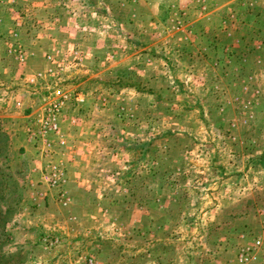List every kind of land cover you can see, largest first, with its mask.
Returning <instances> with one entry per match:
<instances>
[{"label":"rangeland","instance_id":"obj_1","mask_svg":"<svg viewBox=\"0 0 264 264\" xmlns=\"http://www.w3.org/2000/svg\"><path fill=\"white\" fill-rule=\"evenodd\" d=\"M236 1L0 0V264L251 263L237 252L264 229V0ZM81 6L102 7L89 40ZM139 39L150 49L135 56ZM148 74L152 103L137 87ZM84 78L106 107L76 99ZM71 117L94 121L100 150L71 152L92 143Z\"/></svg>","mask_w":264,"mask_h":264},{"label":"crops","instance_id":"obj_2","mask_svg":"<svg viewBox=\"0 0 264 264\" xmlns=\"http://www.w3.org/2000/svg\"><path fill=\"white\" fill-rule=\"evenodd\" d=\"M236 1V0H235ZM239 0H237L236 2H238ZM112 7L113 6H105V9L109 12V10L110 9H112ZM81 8H83L84 10H88L89 12H90V14H89V18H90V20H89V23H86V25H87V28H88V30H87V32H85V33H80V35L82 36L83 34L84 35H87V33H88V36H86V37H88L87 39L89 40V39H92V36H93V34H92V30H95L96 28H98V21H97V19H93V18H95L96 17V13L98 12L97 10L98 9H100V8H102L101 6H81ZM72 11L73 12H76V13H74L73 15H74V17L75 18H73V19H75L76 21H75V24H74V28L73 29H71L70 30V33H73V34H75L76 35V37L77 36H79V35H77V26H79V24H81V23H83L84 24V21H81V18L80 17H78V16H76V14H77V12H80L81 11V9L79 8V7H75V9H72ZM122 22L125 24V22L122 20ZM119 23V22H118ZM123 23H119V25L121 26V27H124V24ZM145 25H147V23H145ZM125 26H126V28H130V29H128V31L129 30H135V28L134 27H137L136 25H134V24H132V23H128V24H125ZM129 26V27H128ZM139 26H141V24H139ZM133 27V28H132ZM143 30V27H141V30H140V32ZM102 31V33L103 34H106L107 35V33L109 34V32L107 31V29L106 30H104V29H102L101 30ZM120 31H122L121 29H120ZM123 32V31H122ZM130 32V31H129ZM137 32V31H136ZM138 36V35H137ZM141 36H142V34H141ZM129 37H131V36H129ZM123 38V37H122ZM140 38V37H139ZM134 40L133 39H131V42H133ZM139 42H138V44H136V45H129V48H134V49H136L135 50V56H139L140 55V53H142V52H145V51H147V50H149V49H147V47H144L143 46V43H145V42H143L142 40H138ZM131 46V47H130ZM175 47H179L180 46V44H176V45H174ZM173 46V49H176V50H174V51H178L179 50V48H175ZM123 47H120V49H122ZM138 48V49H137ZM147 49V50H146ZM79 51V53H80V56H79V58L80 59H82V60H84V63L86 62L85 60H88L89 61V64L91 63V62H95V61H97V59H104V60H106V61H109V57L110 56H99V55H95V54H89V55H86L84 52H81V50L79 49L78 50ZM122 51V50H121ZM108 53H111V52H109V51H107ZM112 54V53H111ZM113 58H116V56L118 57V55L117 54H114V55H111ZM167 57H168V55H167ZM153 58H147V60L148 61H150L151 63H153V60H152ZM119 60H121V59H119ZM162 60H166V61H163L164 63L162 64V66H164V64L166 65V66H168L169 64L171 65V67H172V62L170 63L169 62V60H168V58H164V59H162ZM175 60H179L180 61V59L179 58H177V59H175ZM83 63V62H82ZM81 63V64H82ZM114 65H116L117 63L115 62V63H113ZM179 64H180V62H179ZM129 65V66H128ZM131 66H134V64H132ZM124 67V66H123ZM135 68H137V69H135ZM180 68H182L183 69V66H180ZM126 69H132L133 71H137V73H138V71H143V73L145 74V72H146V69H148L147 70V72H149L150 70H152L153 68H152V66H150L149 64H147L146 65V68L145 67H130V63L129 64H126ZM89 71H90V74H88L89 73ZM169 71H171V70H169ZM169 71H168V68L167 67H162V71L161 72H156L157 73V75H158V77H163L164 75H167L166 73H168V77L170 76L172 79H173V76H171V74L169 73ZM76 72H80V73H82V74H80V76L82 75V76H85V78L86 77H89L90 76V78L92 77V78H94V79H97L98 78V76L99 75H101L102 74V72H96V73H93L92 71H91V69H83V68H79V70H77ZM112 73V72H111ZM165 73V74H164ZM172 73L174 74V75H176L175 73H174V71L172 70ZM87 74V75H86ZM177 77H179V76H177ZM85 78H84V80L83 81H81V79H80V81L78 82V83H76V85H74V87L76 88V90H77V92H76V94H77V97H76V99H80V100H82L83 101V103H86V101H88V100H90V101H97V100H99V102H100V104H102L104 107H106L108 104H109V101H110V99H111V97H110V95H108L109 97L108 98H106V97H104V100H103V98H102V96H98V98H96L97 97V95H94L92 92H90L88 89H87V87H84L83 85L86 83V81H85ZM127 79V78H126ZM178 79V78H177ZM141 81H142V84L140 85V84H138L137 85V87H139V91H138V88H135V90L136 91H138V92H140V93H142L143 95H142V97L144 96H147L148 97V101H150V103H152L153 102V100H154V97H156V91H155V89L157 90V89H159V88H155V87H153V86H151V85H149L148 83H149V81H150V75L148 74L147 76H146V78L144 77V78H142L141 79ZM120 93L119 94H121V93H123V91H127V93H129V92H131V91H129V90H134V89H132V87H130L129 85H124L123 87H120ZM134 90V91H135ZM94 96V97H93ZM90 97H92V98H90ZM101 97V98H100ZM128 96H126V97H124L125 99L127 98ZM122 99H123V97H122ZM112 100V99H111ZM81 101V102H82ZM83 105V104H82ZM170 120L172 119V117L171 118H169ZM77 120V121H76ZM82 120H84L83 121V123L82 124H80L81 122H82ZM86 120H87V122H86ZM72 121V123H77L78 125H81L80 126V128L81 129H83L84 131H85V129H87L86 130V132H84L85 134H83L82 133V131L83 130H81V129H79L77 132H79L80 133V137H82V139H81V142H83V140H85V141H88V140H92L91 142V146L90 147H88V146H85V147H80V146H77V145H74V146H72V148H71V152H72V149H74L76 152H82V153H85V152H87V148H89V151L92 153V154H94V153H96L97 152V150L99 149V144H100V136H101V134L97 131V127H96V124L94 123V121H92L90 118H81V117H78V118H74V117H71V118H68V119H66V122H71ZM126 121H128V120H126ZM137 121V120H136ZM64 123V121L63 120H61V123ZM173 122V124H177V122H175V120H173L172 121ZM106 124H107V122H106ZM72 125H74V124H72ZM139 125H140V122L139 121H137L136 122V126H137V128H139ZM183 127V126H182ZM231 134H232V132H231ZM162 136V133L160 132L159 134H155V135H148V136H146V138H148V139H150V141H151V143H152V141H153V139H155V138H158L159 136ZM233 135V134H232ZM65 136L68 138V134L66 135L65 134ZM125 136V138H127V136H126V134L124 135ZM135 136H136V139H138L139 137H140V139L141 140H144V134H139V133H137V134H135ZM67 138H65V144H66V139ZM69 139V138H68ZM127 139H134L133 137L132 138H127ZM126 139V140H127ZM233 139H238V137L236 136V135H233ZM72 140V139H71ZM60 143H64V140L62 139V140H60L59 141ZM67 144H68V141H67ZM128 144H132V143H130V142H127L126 143V146L128 145ZM133 144H135V145H140V147H142L143 146V142L142 143H138V142H133ZM57 146V145H56ZM100 150V149H99ZM129 149H126V152L125 153H128L127 151H128ZM259 261H261V260H259ZM259 261H252L250 264H258V262ZM259 264H261V263H259Z\"/></svg>","mask_w":264,"mask_h":264},{"label":"built area","instance_id":"obj_3","mask_svg":"<svg viewBox=\"0 0 264 264\" xmlns=\"http://www.w3.org/2000/svg\"><path fill=\"white\" fill-rule=\"evenodd\" d=\"M59 110L60 104H54L52 108H49L47 116L40 121L39 133L42 138H45L48 134L58 132L57 114L59 113ZM44 141L47 146L51 145L49 141ZM52 173L53 179H56L58 174L56 172ZM262 247H264V229L262 230L260 236L254 238L251 245L243 246L238 250V261L240 263H244L264 260V254H262L264 251L261 250ZM82 264H93V259L91 257H86Z\"/></svg>","mask_w":264,"mask_h":264},{"label":"trees","instance_id":"obj_4","mask_svg":"<svg viewBox=\"0 0 264 264\" xmlns=\"http://www.w3.org/2000/svg\"><path fill=\"white\" fill-rule=\"evenodd\" d=\"M1 176H2V178H0V188H4V186H3V177L6 175L4 172H3V170H1ZM11 208L10 207H8L7 209H6V211H9ZM0 212H1V210H0ZM4 213H8V212H4ZM6 217L7 216H4L3 214H0V225H2L4 222H5V220H6ZM2 233V230L0 231V234Z\"/></svg>","mask_w":264,"mask_h":264}]
</instances>
